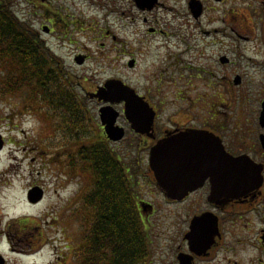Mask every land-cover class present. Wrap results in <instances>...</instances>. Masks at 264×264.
I'll list each match as a JSON object with an SVG mask.
<instances>
[{
  "label": "flooded vegetation",
  "instance_id": "1",
  "mask_svg": "<svg viewBox=\"0 0 264 264\" xmlns=\"http://www.w3.org/2000/svg\"><path fill=\"white\" fill-rule=\"evenodd\" d=\"M45 1L43 0V3ZM47 1L49 4L52 3V0ZM82 1H89L92 8H95L98 13L102 11L103 18L110 16L107 13L109 11L116 15V20L120 14L130 20L129 30L133 39L130 41V53L135 54L130 57L127 65L132 70H136L138 67L139 56L148 58L155 53L150 52L151 49L160 52L161 47H155V43L161 41L159 44H163L162 40L168 37L174 41L168 42L165 53L158 55V58L143 70L145 72L142 71L146 80L145 85H130L123 81L153 110L152 124L142 127L141 130L134 128L124 116L125 103L121 102L115 104L114 108L120 113L117 124L124 128V138L119 141L109 140L102 124L100 126L102 132L99 134L107 147L118 157L121 156L120 152L117 153L118 149L115 145L125 141L128 134L131 135L129 144L132 150L137 154L147 156L149 168L147 174L152 176V178L148 176L149 181L152 187L159 190L156 198L166 208L171 206L170 208L175 210L176 225L178 226L177 232H175L177 241L172 245L166 244L172 249L171 252L173 251L170 254L172 260L169 264H264V147L261 142L264 128L259 122L260 113L259 116L253 118L245 115L235 117L236 122L243 126L241 125L236 132L232 131L233 133L227 136L226 132L228 131L223 132L225 128L221 125L230 123V117L214 116L211 108L212 106L216 107L215 105L202 107L193 100H189L188 104L174 106L173 110L165 113L167 115H162L165 111V109H161L163 101L160 104L157 103L159 92L175 91L183 84L187 88L192 87L193 74H195V79L208 82L209 88L219 87V81H221L219 88L225 87L223 91L227 90L231 86V80L230 78L227 80L225 77L228 68H232L234 59L226 51L216 50V45L219 44L226 50V48L231 49L233 41L241 43L242 40L245 42L252 40L257 44H262L264 48V0H251L257 6V8L253 7L251 12L254 17H257L252 20L248 19V9L245 13L243 11V8L249 5L250 0ZM75 2L77 1L69 0L68 7L64 12L61 9L56 10L47 6L45 2L42 14H38L43 19L42 29H37L39 36L57 57L54 59V63L63 69V74L68 76V80L71 78V74L68 73L61 57L50 46L46 36H51L59 30L61 37L68 40L73 36L77 39L83 37L87 20L81 11L82 8L79 5L76 7ZM164 11H169L168 13L176 18L169 19L167 13H162ZM45 23H49L50 26ZM250 23L256 30L251 36L244 35L246 34L244 31L250 27ZM90 25L89 29L96 35H100L101 31H104V29H99L100 26L96 29L93 24ZM105 34L109 35L108 32ZM113 39L115 43L119 39V42L122 41L121 37L117 35L113 36ZM200 44H202L201 49H199ZM169 45H176V51L171 52ZM179 45H186V48L184 50L180 47V50L184 51L178 53ZM194 50L197 52L203 50L199 57L205 58L204 61L198 65L185 66L182 56ZM78 55H75L74 61L77 66H84L88 55L81 54L80 57L84 58L82 63H78ZM258 65L262 68L264 62L258 63ZM195 66L198 67L194 68ZM185 69H188V75L183 80ZM220 72L223 73L222 80L217 79V73ZM237 77L240 79L238 84L235 83ZM243 82L244 78L241 75H236L233 80V84L236 86L242 85ZM103 84L96 85L91 90L85 88L83 100L76 94L77 84L74 85V93L78 102L81 103L82 100L83 103L87 101L98 105L99 120L100 110L105 108L108 103L91 95L96 94ZM261 85L264 88V83ZM206 100L208 104L212 102L210 98ZM85 112L87 113V109ZM203 113L207 114L202 115ZM235 134H237V138ZM193 136L200 138L194 141L192 140ZM175 138H181L178 144L182 147L186 146L187 149H190L196 145L199 148L198 155L192 152H187V155L183 153L182 158L179 157L180 164L165 165L166 171L170 170L169 167H172V170H177V175L173 176V179L167 177L168 182L193 187L192 190L187 191L183 188L179 194L171 192L168 188H161L154 178L150 166L152 149ZM216 138L221 143L218 155L214 153L218 146ZM229 155L248 156L258 164L257 166L262 170V184L257 188L245 190V192L243 189L241 194L230 190L229 183L225 179L227 174L222 171L227 167L224 163ZM138 164L141 165L139 161H136V163L126 166L130 172H135L133 178L136 194L133 197L139 210V216L147 230L146 216L155 212V206L143 198L142 179L138 173L139 170H137L139 169ZM97 192L99 195L96 199L101 202L104 192L103 182L95 187L93 180L91 186L85 187L82 192L80 209L83 227L80 243L74 245L70 240L65 247V255H56L57 259L47 264H93L90 253L92 240L88 236V230L91 228L93 217L98 214L100 209L98 208L99 204L97 207L90 203V199H94V194H98ZM28 201L30 202V200ZM37 203L39 202H30V204ZM97 208L98 211H96ZM170 212L173 213V211ZM27 234H24L21 239L9 230H0V264H10L7 251L14 254L19 253L24 257L36 256L35 254L42 252L43 246H45L42 241L29 239ZM35 245L39 247L34 249ZM79 251H81V261L78 260ZM111 258L110 252L105 250L103 244L99 245L97 264H111Z\"/></svg>",
  "mask_w": 264,
  "mask_h": 264
},
{
  "label": "rangeland",
  "instance_id": "2",
  "mask_svg": "<svg viewBox=\"0 0 264 264\" xmlns=\"http://www.w3.org/2000/svg\"><path fill=\"white\" fill-rule=\"evenodd\" d=\"M68 1L52 0L51 4L47 3V0L45 2L47 6L64 12L68 7ZM76 1L78 3L75 2V6L79 5L82 8L81 11L87 20L83 37L77 39L73 36L68 40L61 37L59 30L51 36H46L50 46L61 57L68 73L71 74L70 80L74 85L77 84L76 94L83 100L85 88L91 90L108 79H119L130 85H145L146 80L142 71L149 67L158 55L165 53L168 42L174 41L169 37L162 40L163 44H159L161 41L157 43L154 41L155 47H161L160 52L151 49L150 52L155 53L148 58L139 56V65L136 70H132L127 65L130 57L135 54L130 53V41L133 40L129 30L130 20L122 14L116 20V15L109 11L107 13L110 16L105 19L103 12L98 13L89 1ZM45 2L14 0V9L20 18L31 23L35 29H42L43 19L38 14H42ZM246 7L243 11L245 13L248 9V19H256L257 16L254 17L251 12L253 7L257 8V6L250 0ZM168 12L162 13H167L169 19L176 18ZM45 24L50 26L49 23ZM90 24L96 29L100 26L99 29L104 31L96 35L89 29ZM249 25L244 35L251 36L255 32L256 28L251 23ZM106 32L109 33L108 36ZM115 35L121 37L122 41L119 42V39L115 43L113 39ZM169 47L171 52L176 51V45ZM180 47L185 50L186 45H179L178 53L184 51L180 50ZM201 47L202 44L199 49ZM218 49H221L220 52L226 51L234 59V64L232 68H228L225 77L231 80V86L227 90L223 91L225 87L219 88L221 81L219 87L209 88L208 82L195 79L193 74L192 87L187 88L183 84L175 91L159 92L157 103L163 101L161 109L165 111L162 115L173 110L174 106L188 104L189 100L202 107L215 105L216 107L211 108L214 116L230 117V123L221 125L225 128L223 132L228 131L226 135L229 136L241 125L243 126L236 122L235 117L245 115L253 118L259 116L261 111V102L264 98V88L261 87L264 83V67L260 68L258 63L264 62V48L262 44L252 40L248 42L242 40L241 43L233 41L231 49L226 48V50L218 44L216 50ZM202 52L203 50L198 52L194 50L182 56L185 66L203 62L205 58L199 57ZM77 54L88 55L84 66H77L74 61ZM217 74V79L222 80L223 73ZM187 75L188 69H185L182 79L185 80ZM236 75L244 78L242 85L233 84ZM7 78L9 74L1 76L2 81ZM39 98L27 86L0 94V134L4 140V148L0 152V230H9L21 239L29 231V235L27 234L29 239H39L45 245L41 253L30 257L7 251L10 264H47L56 260L58 255H65V247L70 240L74 245L80 243L83 227L80 201L84 188L91 186L92 178L85 168L86 164L78 157L81 148L78 143L93 142L102 132L98 105L95 103L87 101L83 103L81 100L82 104L80 103L77 115L79 116L80 113L84 116L83 126L69 125L73 130L67 131L64 116H57L63 115L64 112L56 111ZM208 98L212 101L210 104L206 100ZM77 135L83 138L78 140L75 138ZM235 137L237 138V134ZM129 138H131L130 134L125 141L115 145L118 149L117 153L120 152L126 164L140 162L141 165L138 164L137 170L142 179L143 198L155 206V212L147 215L145 221L150 237V257L145 264H169L172 260L170 254L173 251L171 252L172 249L166 244L172 245L177 241L175 232L178 226L175 210L171 209V206L166 208L156 198L159 190L152 187L149 181L148 176L151 178L152 176L147 174L149 172L147 156L134 152L129 144ZM36 186L43 189L44 197L39 203L31 204L29 209L27 193ZM37 246L33 248L36 249Z\"/></svg>",
  "mask_w": 264,
  "mask_h": 264
},
{
  "label": "trees",
  "instance_id": "3",
  "mask_svg": "<svg viewBox=\"0 0 264 264\" xmlns=\"http://www.w3.org/2000/svg\"><path fill=\"white\" fill-rule=\"evenodd\" d=\"M55 58L38 30L18 16L14 0H0V80L2 75L9 74V78L0 81V94L30 87L37 98L64 112L57 116H64L65 128L70 131L73 129L69 125L83 126L84 116L77 115L80 102L73 91L74 84L54 63ZM104 142L97 135L93 142L78 143V157L86 164L95 187L101 182L104 185L103 200L97 201L99 192L90 199L100 208L88 230L93 264H97V250L102 244L112 256L111 264H145L150 257V237L133 197L135 172H130L125 161ZM80 255L81 251L79 261Z\"/></svg>",
  "mask_w": 264,
  "mask_h": 264
},
{
  "label": "water",
  "instance_id": "4",
  "mask_svg": "<svg viewBox=\"0 0 264 264\" xmlns=\"http://www.w3.org/2000/svg\"><path fill=\"white\" fill-rule=\"evenodd\" d=\"M78 63H82L84 58L78 57ZM240 82L239 77L235 79V83ZM92 97H97L99 100H103L110 105L100 110L101 122L105 127V132L108 138L112 141H119L125 136V130L123 127L117 125V119L120 113L112 107V104L125 103V116L132 123V126L137 130H141L142 127H147L152 124L154 118L153 110L148 106L144 99L139 97L135 91L129 86L125 85L121 80L111 79L108 80L104 86L100 87L98 93L92 94ZM146 117L147 119H144ZM147 120V121H146ZM260 125L264 128V99L262 102V110L260 113ZM214 137V136H213ZM200 137L193 136L192 140L197 141ZM181 139V138H180ZM179 138L168 141L165 144H159L152 149L150 166L154 172L158 185L161 188H168L171 192L179 194L184 188L192 190L193 187H186L175 185L174 182H168L169 179H173V176L177 175V170H172L169 167V171H166L165 165L180 164L179 157L182 158V154L187 155V152H192L196 155L199 154V148L195 145L190 149L186 146L178 144ZM217 139V149L214 150L215 154H219L221 146H219L220 140ZM262 146L264 147V134L261 135ZM4 142L0 135V150L3 148ZM227 167L222 170L227 174L225 178L229 185L228 187L233 192L243 193L248 190L259 187L262 184V170L257 166L248 156H228L227 161L224 163ZM218 172L220 170H217ZM244 189V191H243ZM243 191V192H242ZM43 197V190L39 187H35L29 192V199L32 202H37Z\"/></svg>",
  "mask_w": 264,
  "mask_h": 264
},
{
  "label": "bare ground",
  "instance_id": "5",
  "mask_svg": "<svg viewBox=\"0 0 264 264\" xmlns=\"http://www.w3.org/2000/svg\"><path fill=\"white\" fill-rule=\"evenodd\" d=\"M0 195H1V193H0ZM27 208H29V209H30V208H31V204H30L29 206H27ZM24 220H25V219H24Z\"/></svg>",
  "mask_w": 264,
  "mask_h": 264
}]
</instances>
